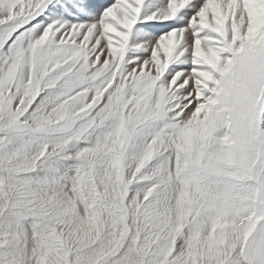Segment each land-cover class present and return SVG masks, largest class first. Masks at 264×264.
Here are the masks:
<instances>
[{"label": "snow or ice", "instance_id": "obj_1", "mask_svg": "<svg viewBox=\"0 0 264 264\" xmlns=\"http://www.w3.org/2000/svg\"><path fill=\"white\" fill-rule=\"evenodd\" d=\"M0 264H264V0H0Z\"/></svg>", "mask_w": 264, "mask_h": 264}]
</instances>
